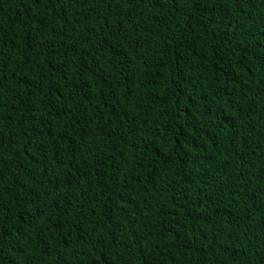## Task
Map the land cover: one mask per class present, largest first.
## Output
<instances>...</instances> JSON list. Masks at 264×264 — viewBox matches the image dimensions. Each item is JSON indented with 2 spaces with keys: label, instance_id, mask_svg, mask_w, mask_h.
<instances>
[{
  "label": "trees",
  "instance_id": "trees-1",
  "mask_svg": "<svg viewBox=\"0 0 264 264\" xmlns=\"http://www.w3.org/2000/svg\"><path fill=\"white\" fill-rule=\"evenodd\" d=\"M0 264H264V0H0Z\"/></svg>",
  "mask_w": 264,
  "mask_h": 264
}]
</instances>
